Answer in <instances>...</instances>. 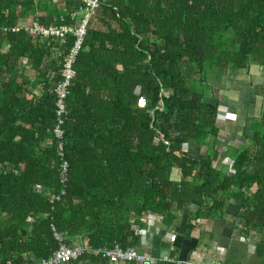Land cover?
<instances>
[{
    "label": "trees",
    "instance_id": "16d2710c",
    "mask_svg": "<svg viewBox=\"0 0 264 264\" xmlns=\"http://www.w3.org/2000/svg\"><path fill=\"white\" fill-rule=\"evenodd\" d=\"M82 10L80 0H0V264L50 257L54 234L139 247L134 228L148 215L185 235L230 205L238 228L264 241V113L231 131L238 146L220 120L224 107L237 112L228 85L264 71V0L102 1L75 60L60 157L54 89L75 38L59 46L11 29L77 25Z\"/></svg>",
    "mask_w": 264,
    "mask_h": 264
},
{
    "label": "crops",
    "instance_id": "0c3cea01",
    "mask_svg": "<svg viewBox=\"0 0 264 264\" xmlns=\"http://www.w3.org/2000/svg\"><path fill=\"white\" fill-rule=\"evenodd\" d=\"M230 130L223 129V139L226 140L225 135L230 134ZM202 203L201 190L194 186L191 210L197 212ZM235 214V207L230 205L225 219L200 218L185 235L165 228L157 217L145 218L138 227L147 237L136 248L157 259L156 264H177L186 260L193 264H264V241L254 232L245 235L234 222ZM164 257L171 262H164ZM69 264L108 263L86 256Z\"/></svg>",
    "mask_w": 264,
    "mask_h": 264
},
{
    "label": "built area",
    "instance_id": "2783aa9c",
    "mask_svg": "<svg viewBox=\"0 0 264 264\" xmlns=\"http://www.w3.org/2000/svg\"><path fill=\"white\" fill-rule=\"evenodd\" d=\"M104 0H80L83 5V15L80 22L73 26H49L44 27L39 22H34L31 27L18 26L11 29L12 32L23 31L24 33L44 39H54L59 46L64 42L68 35H72L75 38L73 46L70 48L68 53L62 59L60 63V77L61 80L58 82L54 89V94L56 96L55 104V125L52 130L54 139L57 141L59 156L62 157L63 148V125L67 115L65 101L69 94V87L72 80L75 78L74 64L76 57L83 45L86 30L90 21L91 16L94 14L98 5ZM75 16V15H73ZM227 160V165L230 163ZM66 163L62 164V174L66 173ZM65 180V177H63ZM58 198H56L57 200ZM148 217H156L154 215H148ZM147 217V218H148ZM143 223L144 220H139ZM134 230L137 234L141 236V242L147 237L141 228L135 226ZM55 240L58 242L59 246L52 255L46 259H41L35 261L32 264H68L72 262H77L84 256H89L90 258H97L105 260L108 264H124V263H137V264H156L157 259L153 258L147 252H141L136 247L121 249L119 246H113L112 248L100 247L92 248L89 246L86 240L75 242L72 245L65 244V238L61 235L54 234ZM164 262H171L168 257L162 258ZM10 264V263H8ZM27 264V263H24ZM177 264H193L189 260L178 261Z\"/></svg>",
    "mask_w": 264,
    "mask_h": 264
},
{
    "label": "rangeland",
    "instance_id": "374dc122",
    "mask_svg": "<svg viewBox=\"0 0 264 264\" xmlns=\"http://www.w3.org/2000/svg\"><path fill=\"white\" fill-rule=\"evenodd\" d=\"M251 76L252 77H249L240 72L239 76L235 78V88L234 85H228L231 89L230 91L234 92L233 94L237 96V101L233 102V108L237 110L236 113L232 112L231 109H226V107H224L225 105H221L225 110L221 109L220 120L223 121V126L226 125V129H231L230 134L225 135L226 142L230 146H238L243 143V139L236 134L232 135L231 131L235 130L238 132L237 134H241L243 131L245 132V127H248L250 122L256 124L257 116L264 113V102L262 103V101H264L262 99L264 98V71L258 69L252 72ZM250 81H252L254 85L249 84ZM257 87H263L262 92ZM219 93L217 92L218 98H220ZM229 102L231 103V100H229ZM220 149L224 151L225 146ZM223 163L227 165L225 159H223Z\"/></svg>",
    "mask_w": 264,
    "mask_h": 264
}]
</instances>
